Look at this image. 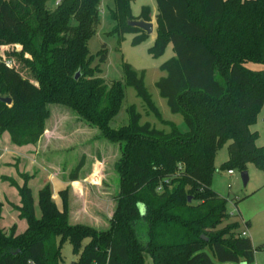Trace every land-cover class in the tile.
Instances as JSON below:
<instances>
[{
    "label": "trees",
    "instance_id": "trees-1",
    "mask_svg": "<svg viewBox=\"0 0 264 264\" xmlns=\"http://www.w3.org/2000/svg\"><path fill=\"white\" fill-rule=\"evenodd\" d=\"M131 1L114 0L112 32L118 42L125 33L133 34L131 44L137 45L149 35L128 21H150L151 10L143 6L133 16ZM155 4V38L148 53L158 57L170 44L174 52L160 65L165 74L155 85L169 110L182 115L186 131L173 123L168 132L140 123L133 105L126 109L127 124L110 126L126 85L160 114L142 73L124 63L123 79L106 83L98 65H91L87 42L99 23V0H61L52 8L46 0H0V46L20 44L17 55L35 79L0 58V97L11 99L10 104L0 101V133L7 132L17 146L35 144L45 130L47 105L57 103L108 140L122 143L115 166L121 193L108 229L69 222L70 186L58 190L59 208L49 184L44 185L36 217L25 183L18 187V216L27 229L15 234L11 228L6 234L0 227V264H59L65 240L77 255L70 264H144L145 253L153 264H253L250 237L241 236L227 199L211 183L216 153L227 141L228 159L221 169L241 172L252 163L264 175V146L255 145L257 133L249 129L264 102V68L247 66L264 65V0ZM97 55L103 62L106 49ZM82 166L77 163L68 181L78 180Z\"/></svg>",
    "mask_w": 264,
    "mask_h": 264
},
{
    "label": "rangeland",
    "instance_id": "rangeland-1",
    "mask_svg": "<svg viewBox=\"0 0 264 264\" xmlns=\"http://www.w3.org/2000/svg\"><path fill=\"white\" fill-rule=\"evenodd\" d=\"M153 5L156 6L155 0H132V14L137 17L143 6ZM46 6L54 7V0H46ZM113 8L114 0H99V23L87 42L90 63L92 66L98 65L99 76L106 83L123 79L124 63L129 64L138 75L142 73L144 86L160 116L157 117L145 106L136 95V90L126 85L124 101L110 126L118 128L127 124L129 121L126 109L133 105L140 113V123L149 122L151 126L165 132L169 131V124L173 123L183 130L182 125L185 124L182 115L169 110L166 100L159 95L155 85L165 74L160 65L174 55L172 45H168L162 55L153 57L148 53V48L153 44L150 35L140 44L132 45L133 34L125 33L118 42V36L112 32L114 22L110 12ZM1 46L0 58L10 61V66L19 70L23 77L35 82L30 69L17 55L22 46L18 43ZM102 47L106 49V58L100 62L97 54ZM30 56L28 53L23 54L24 58ZM247 66L253 69L264 68L263 64L258 63H247ZM47 108L49 115L45 120V130L35 144L17 146L11 143L10 137L8 146L2 145L0 141V227L6 234L10 233L11 228H14L15 234L27 229L26 220L18 216L21 197L18 187L25 183L31 189L36 217L41 214L39 190L46 184L50 186L52 200L60 208L59 181L65 180V176L81 161L83 168L78 180L66 185L70 186L69 198L70 195L73 196L69 204L72 212L69 222L73 224L78 221L106 230L110 227L121 193V178L115 166L121 155L122 143L105 138L95 125L83 120L68 106L50 103ZM249 129L257 133L255 145L264 146V102ZM229 143L230 141L225 142L216 153L211 188L227 199L226 208L231 214L230 220L242 217L248 221V226H244L241 220L240 230L248 233L254 246L253 264H264V175L252 163H247L248 181L243 185L238 169H233V174L221 169L220 165L228 159ZM75 182L78 183L77 187ZM188 198L192 200L191 197ZM86 242L87 239L83 246ZM61 245L59 264H70L77 259L68 240ZM144 264H153L148 253L144 254Z\"/></svg>",
    "mask_w": 264,
    "mask_h": 264
},
{
    "label": "crops",
    "instance_id": "crops-1",
    "mask_svg": "<svg viewBox=\"0 0 264 264\" xmlns=\"http://www.w3.org/2000/svg\"><path fill=\"white\" fill-rule=\"evenodd\" d=\"M156 5V4H155ZM150 7V10H151V14H150V17H151V20H150V22H152L153 23V27H154V30H153V32L150 34V36H152V38H153V42H154V38H155V14H156V6H149ZM132 11V10H131ZM133 15V14H132ZM133 16H135V15H133ZM2 48H5V46H1ZM183 126V130L182 129H180L179 127V129L181 130V131H186V127H185V125H182ZM7 133V132H6ZM6 133L4 132H2V133H0V141H1V144L3 145H6V146H8V138L10 137L9 136V134L6 136ZM67 176H68V174L65 176V180L64 179H60L61 181H59L60 183H59V185H60V189L61 188H64L68 183H73L74 181H68V179H67ZM49 177V176H48ZM75 181H77V180H75ZM72 188V187H71ZM71 198H73V196L71 197V195H70V199H69V204H71ZM71 208H69V219H72V212H71V210H70ZM74 217H76V216H74ZM235 220H238L239 222H241V220H242V222H243V224H244V226H248V221L247 220H243V218L242 217H238V218H235ZM74 221H77L76 219H74ZM74 223H78V221L77 222H73V224ZM248 234V233H247Z\"/></svg>",
    "mask_w": 264,
    "mask_h": 264
},
{
    "label": "water",
    "instance_id": "water-1",
    "mask_svg": "<svg viewBox=\"0 0 264 264\" xmlns=\"http://www.w3.org/2000/svg\"><path fill=\"white\" fill-rule=\"evenodd\" d=\"M128 25L129 26H134V27H138L140 29H142L143 31H145V33L147 35H150L153 30V23L150 21H144L142 19L140 20H130L128 21ZM80 76V73L77 72L74 76L75 79H78ZM0 101L6 103V104H10L11 103V99L9 97H0ZM243 185H246L247 181H248V174L246 172V170L241 171L240 173ZM188 201H190V198H188Z\"/></svg>",
    "mask_w": 264,
    "mask_h": 264
},
{
    "label": "built area",
    "instance_id": "built-area-1",
    "mask_svg": "<svg viewBox=\"0 0 264 264\" xmlns=\"http://www.w3.org/2000/svg\"><path fill=\"white\" fill-rule=\"evenodd\" d=\"M60 1H61V0H54V5L59 4ZM5 63H6L7 65L10 66V61H5ZM228 173L233 174V171H232V170H228ZM164 183H168V180H165ZM162 186H163L162 184H159V185L157 186V190H158V191H161V190H162ZM241 236H247V233L245 232V230H242V232H241Z\"/></svg>",
    "mask_w": 264,
    "mask_h": 264
}]
</instances>
